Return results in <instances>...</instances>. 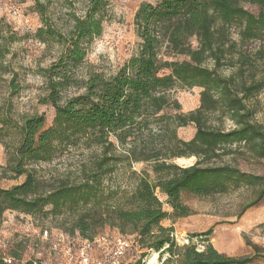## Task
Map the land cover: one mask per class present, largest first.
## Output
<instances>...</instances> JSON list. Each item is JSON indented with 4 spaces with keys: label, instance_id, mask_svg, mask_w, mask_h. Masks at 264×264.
I'll return each mask as SVG.
<instances>
[{
    "label": "trees",
    "instance_id": "trees-1",
    "mask_svg": "<svg viewBox=\"0 0 264 264\" xmlns=\"http://www.w3.org/2000/svg\"><path fill=\"white\" fill-rule=\"evenodd\" d=\"M245 3L264 8V0L141 3L133 18L137 50L110 75L78 73L86 56L84 42L102 32L108 0H86L83 15H74L64 33L39 28L38 36L57 37L62 47L43 69L38 100L54 109V117L46 126L44 115L35 113L17 126L19 141L3 170L24 179L10 188L0 187V215L6 210L35 215L50 206V213L69 218V231H78L83 239L92 240L96 228L109 226L133 235L149 251H166V260L174 264H250L252 256L218 252L208 242L210 230L201 234L205 249L197 251L193 246L176 247L173 228L161 225L190 214L181 200L184 192L209 196L260 183L259 176L231 163H212L241 146L264 158V126L254 122V97L264 89V12L251 13ZM7 51L0 42V59ZM180 55L185 59H174ZM14 80L10 78L9 87L16 92ZM176 87L200 88L198 107L171 114L170 109H180L169 94ZM225 120L232 124L228 129L223 127ZM189 124L195 127L193 136L178 138L177 129ZM78 148L89 150L88 159L76 173L46 188L34 165ZM191 156L196 161L190 166L174 162ZM134 163L145 167L130 172L131 190L104 185L119 166L131 168ZM263 196L260 188L245 208ZM164 203L171 212L163 209ZM4 258L0 264L15 261Z\"/></svg>",
    "mask_w": 264,
    "mask_h": 264
},
{
    "label": "rangeland",
    "instance_id": "rangeland-1",
    "mask_svg": "<svg viewBox=\"0 0 264 264\" xmlns=\"http://www.w3.org/2000/svg\"><path fill=\"white\" fill-rule=\"evenodd\" d=\"M157 0H108L104 13L102 32L99 36L84 42L86 56L78 73L87 71L101 72L105 75L114 73L137 50L139 42L133 18L138 6L143 2L155 3ZM39 4V6H38ZM17 7V11H12ZM86 7V0H14L12 4L0 0V31L12 38L4 41L8 49L0 59V187L10 188L23 181L24 176L10 177L3 168L19 141L17 126L26 116L38 113L45 117V125L49 126L54 117V109L49 104L39 103L43 93V69L54 61L61 51L57 37L47 33L37 35L41 27L54 34L66 32L72 25L73 17L81 16ZM244 7L251 13L264 12V8L245 3ZM41 11V13L39 12ZM236 38L235 31L232 34ZM11 40V41H9ZM193 45L195 42L192 41ZM181 61L185 56H176ZM224 73H228L226 70ZM13 77L19 86L16 92L9 87ZM200 88L176 87L170 98L177 100L178 111L186 113L198 107ZM256 113L254 122L264 126V89L254 97ZM231 122L225 120L223 127L228 129ZM195 132L193 124L177 129V136L189 140ZM90 155L87 149H71L55 156L51 161H43L34 165L39 177L49 188L58 178L73 175L78 166ZM181 159V160H180ZM196 157H179L174 162L186 167L192 165ZM212 163H231L241 171L261 178L260 183L253 186H239L226 193L209 196H196L182 193L181 200L188 206L190 214L185 217L170 218L162 222L163 226H171L177 235L191 234L202 236L208 230V242L218 251L228 256H252L250 264H264V196L254 206L245 208L253 201L260 188H264V158L254 157L246 147L236 149L232 154L213 160ZM144 163H134L131 168L119 166L112 178L105 179L104 185L120 187L129 191L133 185L131 171L139 172ZM161 201L162 194L157 193ZM163 209L171 212L167 204ZM47 206L42 213L27 215L17 211L6 210L0 215V257L14 259L13 264H26L29 260L40 258L44 264H79L78 251L85 247V242L78 231L71 233L69 218L54 216ZM44 231L47 234L44 235ZM91 245L85 251L92 262L100 260L109 264L108 255L113 251L116 240L124 239L129 243L120 259L121 264H135L152 252L140 247L133 235L121 233L114 227H98L91 234ZM56 245V249L53 247ZM254 245L258 249L254 248ZM158 255L159 264H174L167 261L169 254L164 251Z\"/></svg>",
    "mask_w": 264,
    "mask_h": 264
},
{
    "label": "built area",
    "instance_id": "built-area-1",
    "mask_svg": "<svg viewBox=\"0 0 264 264\" xmlns=\"http://www.w3.org/2000/svg\"><path fill=\"white\" fill-rule=\"evenodd\" d=\"M2 1V0H1ZM6 3L12 4L14 0H3ZM17 7H12V11H17ZM47 234V231H44V235ZM171 237L173 240V243L176 247H184V246H193L197 251H202L205 249V241L202 240V236L198 235H191V234H181L177 235L175 233H171ZM85 242V247L80 248L78 251V259L79 264H103L100 260H97L95 262H92L91 259L88 256V253L85 251V249H88L91 245V240L85 239L83 240ZM56 249V245L53 246ZM168 247V244L164 246V248ZM129 248V243L127 240L124 239H118L115 242L113 251L111 254L108 255V262L109 264H121L120 259L124 255V252L126 249ZM4 260L7 263H11L12 259L4 258ZM33 264H44L43 261L40 258L32 259Z\"/></svg>",
    "mask_w": 264,
    "mask_h": 264
},
{
    "label": "bare ground",
    "instance_id": "bare-ground-1",
    "mask_svg": "<svg viewBox=\"0 0 264 264\" xmlns=\"http://www.w3.org/2000/svg\"><path fill=\"white\" fill-rule=\"evenodd\" d=\"M181 160V159H180ZM144 264H159L158 255L156 252L150 253L146 258Z\"/></svg>",
    "mask_w": 264,
    "mask_h": 264
},
{
    "label": "crops",
    "instance_id": "crops-1",
    "mask_svg": "<svg viewBox=\"0 0 264 264\" xmlns=\"http://www.w3.org/2000/svg\"><path fill=\"white\" fill-rule=\"evenodd\" d=\"M164 221H165V220H164ZM162 222H163V221H162ZM162 222H161V225L163 226ZM164 227H167V226H164Z\"/></svg>",
    "mask_w": 264,
    "mask_h": 264
}]
</instances>
